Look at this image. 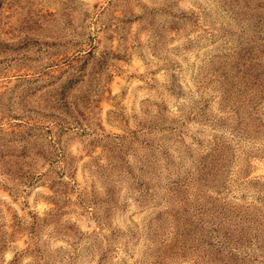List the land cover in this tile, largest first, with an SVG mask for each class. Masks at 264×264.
<instances>
[{
  "label": "rangeland",
  "instance_id": "1",
  "mask_svg": "<svg viewBox=\"0 0 264 264\" xmlns=\"http://www.w3.org/2000/svg\"><path fill=\"white\" fill-rule=\"evenodd\" d=\"M0 196V264H264V0H0Z\"/></svg>",
  "mask_w": 264,
  "mask_h": 264
},
{
  "label": "clouds",
  "instance_id": "2",
  "mask_svg": "<svg viewBox=\"0 0 264 264\" xmlns=\"http://www.w3.org/2000/svg\"><path fill=\"white\" fill-rule=\"evenodd\" d=\"M141 71L143 72L144 69H141ZM156 80H159L161 82L164 81L165 79V72L164 71H160L158 73H156ZM146 97L142 94L140 96V99H145ZM171 111L173 113H176V108H172ZM66 151L67 153L71 156V157H76V158H80L81 156L84 155V150H83V145L79 142V141H73V142H70L66 145ZM85 160H87V157H85ZM85 160L83 161H80V163H83ZM62 166V165H61ZM44 170H47L46 168ZM65 180L68 179V177H64ZM43 189L42 188H39L37 187L35 189V192L33 193V195H35V193H39V192H42ZM49 195L51 193H48ZM22 199V198H21ZM31 199V198H29ZM0 200H4V201H7L9 204H12V198L11 197H8V196H0ZM12 207H16L15 204H12ZM45 239H48L47 236L44 237ZM20 248H24V247H27V245L23 244V243H20L19 245ZM59 247H68V244L64 241V240H54L52 242V248H59ZM13 248H16V245H13ZM15 255L16 253L12 250H7L3 253V262L2 264H11V262L14 260L15 258ZM31 256H27L25 257L24 261H23V264H31Z\"/></svg>",
  "mask_w": 264,
  "mask_h": 264
}]
</instances>
